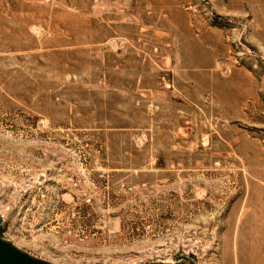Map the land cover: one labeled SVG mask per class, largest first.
<instances>
[{"label": "rangeland", "instance_id": "1", "mask_svg": "<svg viewBox=\"0 0 264 264\" xmlns=\"http://www.w3.org/2000/svg\"><path fill=\"white\" fill-rule=\"evenodd\" d=\"M0 238L264 264V0H0Z\"/></svg>", "mask_w": 264, "mask_h": 264}, {"label": "water", "instance_id": "2", "mask_svg": "<svg viewBox=\"0 0 264 264\" xmlns=\"http://www.w3.org/2000/svg\"><path fill=\"white\" fill-rule=\"evenodd\" d=\"M0 264H52L34 258L0 238Z\"/></svg>", "mask_w": 264, "mask_h": 264}]
</instances>
